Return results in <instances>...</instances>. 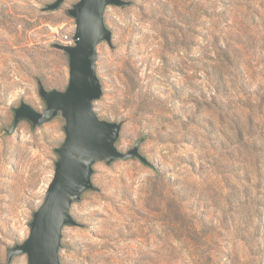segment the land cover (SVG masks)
Masks as SVG:
<instances>
[{"label":"rangeland","instance_id":"374dc122","mask_svg":"<svg viewBox=\"0 0 264 264\" xmlns=\"http://www.w3.org/2000/svg\"><path fill=\"white\" fill-rule=\"evenodd\" d=\"M0 0V264L30 235L66 138L65 118L6 133L40 82L65 90L79 0ZM109 5L98 46L100 118L146 157L94 164L73 203L62 264H264V0H129Z\"/></svg>","mask_w":264,"mask_h":264},{"label":"water","instance_id":"95a60500","mask_svg":"<svg viewBox=\"0 0 264 264\" xmlns=\"http://www.w3.org/2000/svg\"><path fill=\"white\" fill-rule=\"evenodd\" d=\"M65 0H55L46 10L60 7ZM129 0H79L68 10L76 20L75 44H58L70 60V80L65 90L47 89L41 82L39 92L46 102L42 112L22 101L15 107L13 124L6 133H13L22 120L34 126L46 123L61 114L65 118L66 138L57 148L58 160L43 203L34 212L30 235L22 243L9 249L8 263L14 255L27 254L28 264H62L60 248L63 228L81 225L72 215L74 202L95 187L92 175L94 164L101 160L107 164L117 159L139 157L138 140L134 147L124 152L117 147L122 122H111L99 117L94 101L103 93L97 74L98 46L102 41L112 45V31L105 23L109 5L125 7Z\"/></svg>","mask_w":264,"mask_h":264},{"label":"built area","instance_id":"2783aa9c","mask_svg":"<svg viewBox=\"0 0 264 264\" xmlns=\"http://www.w3.org/2000/svg\"><path fill=\"white\" fill-rule=\"evenodd\" d=\"M62 44L74 45L75 44L74 33L71 35H64V37L62 39Z\"/></svg>","mask_w":264,"mask_h":264}]
</instances>
